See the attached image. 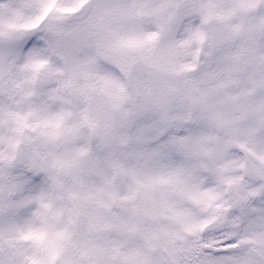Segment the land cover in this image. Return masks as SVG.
<instances>
[{
    "label": "snow or ice",
    "instance_id": "6c2138e0",
    "mask_svg": "<svg viewBox=\"0 0 264 264\" xmlns=\"http://www.w3.org/2000/svg\"><path fill=\"white\" fill-rule=\"evenodd\" d=\"M0 264H264V0H0Z\"/></svg>",
    "mask_w": 264,
    "mask_h": 264
}]
</instances>
